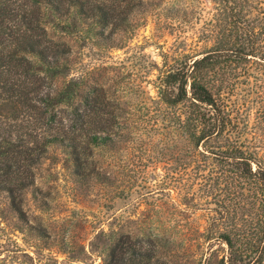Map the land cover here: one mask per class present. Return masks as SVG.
<instances>
[{
  "label": "trees",
  "instance_id": "1",
  "mask_svg": "<svg viewBox=\"0 0 264 264\" xmlns=\"http://www.w3.org/2000/svg\"><path fill=\"white\" fill-rule=\"evenodd\" d=\"M211 1L203 51L165 61L157 96L144 107L143 133L156 132L157 158L168 168L162 186L185 209L160 219L158 229L103 233L109 244L101 264H264V100L250 125L240 99L264 89V0ZM144 5L0 0V196L21 232L38 231L24 198L45 161H57L52 148L75 183L115 189V198L131 193L133 186H116L108 162L134 134L123 126L124 104L102 74L75 75L80 63L63 38L82 48H122ZM116 35L120 43H108ZM204 206L205 227H188L186 214Z\"/></svg>",
  "mask_w": 264,
  "mask_h": 264
},
{
  "label": "rangeland",
  "instance_id": "2",
  "mask_svg": "<svg viewBox=\"0 0 264 264\" xmlns=\"http://www.w3.org/2000/svg\"><path fill=\"white\" fill-rule=\"evenodd\" d=\"M144 2L135 9V30L119 46L122 48H82L75 39L63 38L80 63L75 75L94 72L100 78L102 74L100 79L124 104L127 121L123 126L134 127V134L108 162L110 171L117 175L116 186H133L131 193L115 198V189L75 183L66 175L63 154L52 148L50 155L57 161H45L37 170L34 191L24 198L29 224L38 231L21 232L18 216L9 210L7 198L0 196V264H101L109 244L103 233L137 234L158 229L160 219H173L185 209H178L176 194L162 186L168 168L157 158L160 146L156 132L152 130L149 136L143 133L144 107L157 96L156 82L165 61L173 63L179 54L203 51L199 36L204 24L213 18L215 5L211 0ZM177 10L180 12L173 17ZM108 43L117 45L120 36ZM243 94L241 105L251 125L261 107L257 102L264 100V89L256 90L252 97ZM147 141L149 145H145ZM205 209L199 207L186 214L188 227H205Z\"/></svg>",
  "mask_w": 264,
  "mask_h": 264
}]
</instances>
